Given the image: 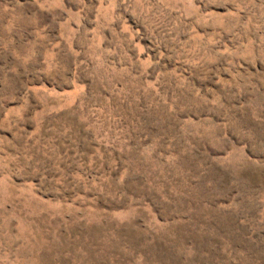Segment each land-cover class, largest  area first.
Returning a JSON list of instances; mask_svg holds the SVG:
<instances>
[{
	"label": "rangeland",
	"instance_id": "1",
	"mask_svg": "<svg viewBox=\"0 0 264 264\" xmlns=\"http://www.w3.org/2000/svg\"><path fill=\"white\" fill-rule=\"evenodd\" d=\"M0 264H264V0H0Z\"/></svg>",
	"mask_w": 264,
	"mask_h": 264
}]
</instances>
